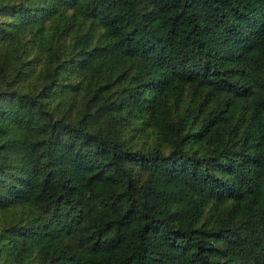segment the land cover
<instances>
[{"label":"trees","instance_id":"1","mask_svg":"<svg viewBox=\"0 0 264 264\" xmlns=\"http://www.w3.org/2000/svg\"><path fill=\"white\" fill-rule=\"evenodd\" d=\"M0 264H264V0H0Z\"/></svg>","mask_w":264,"mask_h":264}]
</instances>
